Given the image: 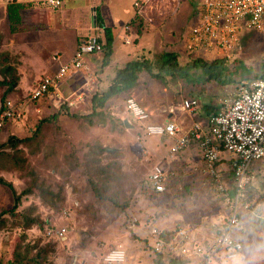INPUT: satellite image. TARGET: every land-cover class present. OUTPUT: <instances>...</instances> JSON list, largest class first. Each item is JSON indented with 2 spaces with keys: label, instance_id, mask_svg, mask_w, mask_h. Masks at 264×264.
<instances>
[{
  "label": "rangeland",
  "instance_id": "obj_1",
  "mask_svg": "<svg viewBox=\"0 0 264 264\" xmlns=\"http://www.w3.org/2000/svg\"><path fill=\"white\" fill-rule=\"evenodd\" d=\"M193 1L183 0L179 10L172 15H154L150 25H144L140 30L141 36H135L137 38L133 37L130 43L125 44L130 49L134 44L138 47L128 59H152L154 54L163 50L178 52L181 65L195 58L184 51ZM101 2H108L110 11L115 8L119 13L118 0ZM3 3L0 0V4ZM53 20L54 17H26L23 13L18 24L11 29L9 18L2 11L0 69L12 65L25 83L30 81L31 73L36 75L42 70L44 73L46 67L43 65H28L30 57H26L29 61L24 58V51L18 46L23 38L28 40L25 44L27 51L37 52L38 41L49 40L57 34V30L46 26H50ZM123 21L124 18L119 24ZM237 46L226 58L228 69L237 67L240 60L258 73L264 63V29L246 30ZM201 55L206 60L213 58L212 54ZM118 57L119 54L115 56L117 60ZM51 61L54 67L48 66L47 70L55 72L57 64ZM99 61L100 58L94 59L96 67L90 71L67 74L56 89L38 99L28 98L31 87L16 88L5 95L6 101L21 103V117L8 122L0 130V144L10 135L31 138L14 147H0V177L9 181L16 193L30 189L21 198L17 211L35 219V222L26 228L23 218H14L7 213L1 216L3 210L12 206L13 196L7 186L0 184V219H4L0 225V264H13L9 260L15 247L25 249L26 246L35 250L39 247L36 243L42 245L47 242L51 237L46 234L47 225L53 226L54 230L65 229L63 238L53 236L59 240L54 243L55 250L50 256L52 264H68L73 259L82 264H106L102 257L113 248L126 252V260L120 264H154L156 254L151 249L154 244L151 227L170 231L186 223L194 227L202 222L212 231L211 224L215 218L227 214L217 191L196 170L180 172L176 176L165 170L161 161L166 158L167 141L160 136L145 135L143 125L126 111L124 102L128 95L133 96L152 113L153 122L161 121L169 104L175 105V111L181 110L180 103L191 94L197 96L198 106L194 111L202 110L204 103L207 107L222 105L235 92L236 83L207 80V72L200 69H191L187 75L166 76L165 83L141 72L134 93L129 91L108 99L101 108L103 114L100 118L93 117L90 124L83 115L91 111V96L95 91L106 88L108 78L114 72L112 67L116 65L113 63L110 69L102 72L103 69L97 65ZM120 65L118 63L117 66ZM3 77L4 74L0 73V79ZM2 89L0 87V95ZM194 111L184 113L194 115ZM52 115L56 116L54 120ZM46 117L50 119L42 122L35 132L40 119ZM124 119L130 126L124 124L123 128H118L114 125ZM222 162L221 172L231 179L227 159ZM156 164L163 167L169 178L167 190L161 194H156L146 185L151 168ZM249 173L252 175L250 183L257 192L254 204L244 196L247 208L240 207L239 227L247 238L240 256L246 264H261L259 260L264 261V257L260 256V251L264 248L258 244L264 235L260 217L264 215V198L258 196L264 195V158L254 162ZM211 216L213 220L208 219ZM132 217L138 219L135 226H131ZM253 232L256 233L252 235ZM171 261L178 264L176 260ZM218 264H223V261H218Z\"/></svg>",
  "mask_w": 264,
  "mask_h": 264
},
{
  "label": "built area",
  "instance_id": "obj_2",
  "mask_svg": "<svg viewBox=\"0 0 264 264\" xmlns=\"http://www.w3.org/2000/svg\"><path fill=\"white\" fill-rule=\"evenodd\" d=\"M16 3L24 0H3ZM45 7L57 9L62 0H37ZM183 0H134V17L123 25L124 32H132L137 19L150 25L153 16L166 17L179 10ZM191 21L187 28L184 51L186 54L202 57L212 54L215 57L229 58L240 43L246 30L264 29V0H194ZM130 42L127 34L123 38ZM102 51L97 34L83 38L70 59L59 64L52 74L44 75L29 93V99H38L48 94L71 71L84 67V59L89 53ZM212 59V58H211ZM125 109L131 117L143 125L147 136L173 138L168 155L173 157L194 143L199 151L200 164L194 170L217 191L226 207L227 214L212 224L214 238L207 244L195 240L190 231L179 226L167 233L153 227L150 234L154 237L153 252L178 264H218L240 256L243 243L235 238L233 231L240 224V207L247 208L245 193L252 179L251 165L264 158V79L258 78L238 85L235 92L226 98L220 110L208 115L204 122L194 121L183 130L175 121L149 122L150 113L133 96L125 99ZM21 103L5 101L0 110V129L6 123L21 117ZM198 106L196 98H185L181 108L193 112ZM232 171V178L221 172L223 159ZM168 177L163 167L156 164L148 175V186L156 193L167 190ZM225 179L227 184L225 183ZM264 224V215H260ZM133 217L131 226L135 225ZM65 229H48L47 234L64 237ZM264 248V235L262 239ZM125 251L113 248L107 251L102 260L106 264H118L125 260ZM68 264H82L76 259Z\"/></svg>",
  "mask_w": 264,
  "mask_h": 264
},
{
  "label": "crops",
  "instance_id": "obj_3",
  "mask_svg": "<svg viewBox=\"0 0 264 264\" xmlns=\"http://www.w3.org/2000/svg\"><path fill=\"white\" fill-rule=\"evenodd\" d=\"M133 1L134 0H118L119 4H117L116 6L120 5V6H118L119 13H116L115 8L112 11H110L109 3L108 2L102 3L101 0H62L61 6L57 9H51V8L45 7L43 4L39 3L37 0H24L21 2H16V3L22 4V6H20V8L18 9L19 17H23V13L26 14V17H54V20L49 23L50 26H48V25H46V26L50 30H57V34L49 40L47 38H45L46 41L45 40L38 41L39 42L38 43L39 48L37 49V52L35 50V52H36V53L34 52L35 54L27 51V47L25 46V44L28 43V40H26V39L24 40L23 38L20 39L18 48H20V50L24 51V53L22 51L20 52L21 54L23 53L24 58L30 57L29 59L31 61H29L26 58L30 62V64H28V65H30V66L35 65L36 67L39 65H43V67H46V71H44V73H43V70L41 69L42 71H40V73H38L39 71H37L36 75H35V72L31 73L32 77H30V81L27 83H25L22 80V75H21L19 77L20 81H18L19 84L17 83L14 90H16V88L22 90L23 88H27V87L30 88L31 87V90H30V92H31L32 89L35 88V86L37 85L39 80L44 75L52 74L54 72V70H52V71L47 70L48 66H50L51 69L54 67V63L51 60L55 61V63L57 64V67H58L59 64L63 63L64 61H66V60L70 59V57H72V55H73V53L77 47V44L83 38H85L87 35L93 34L95 32L98 34H101L102 28L98 27L96 24L97 15L102 18L103 27L104 26L109 27L111 30V34H112V53H111L110 61L103 67H101V65H100L101 61H99V64H97V65L101 69H103L102 72H105L104 70L110 69L113 66L112 65L113 63H116V65L112 67V70L114 69L113 70L114 72H115L117 67H122L126 62L130 61V59H128V57H129V55H131V52L134 50L136 51V49L138 48V47H136V44H134V47L131 49L125 47V44L126 45L128 44V43H125L123 41L125 34L128 35L130 40L133 37L137 38V37H139V35L141 33L140 30H142V27L144 26V24L141 26L140 30H138L139 32H136L137 28L135 29V26L133 27L132 32H124L123 31V25L127 21H130L134 17V10L132 8V2ZM3 4H0V13L3 11L6 13V17H9L7 9H6V5L8 3H3ZM123 18H124L123 23L119 24V21L122 20ZM134 30L136 33L134 32ZM143 34H142V36H143ZM135 36H137V37H135ZM52 51H54V52L52 55H50ZM25 52H26V54H25ZM55 54H57V55H55ZM117 54H119L118 60H117V58H115V56ZM101 56H102V52L87 54L85 59H84V67L78 71H71L69 73H71V75H72V74H75V72H79V71H90L91 68L96 67V65H95L96 62H94V59L100 58V60H101ZM138 58L139 57H134V59H138ZM114 59H115V62H114ZM118 63H121V65L117 66ZM114 72H113V74H114ZM110 78H108V79H110ZM60 82H62V81H60ZM57 85H56V87H52L51 90L54 88L56 89ZM135 88H136V86L130 90V93H134ZM103 90H105V89H103ZM103 90H98V91H95L94 93L100 92ZM186 96H188V95H186ZM190 97L195 98L197 96L194 94H191L187 98H190ZM181 103H180V106H181ZM200 106H201V104H200ZM221 106L222 105L217 107L216 105L214 106L213 104H211L209 106V107H211V109H210L204 103L202 105V110L199 111V108H198L196 111H194V113H195L194 115H191V114L188 115V114L184 113L185 111L183 109L175 111V109H173L175 107V105L169 104L166 115L164 116L165 118H163V120H161V121H154V122L161 123V122H165V121H175L178 125H180V127L183 130H185L194 121L204 122L207 119L208 115H210L213 112L220 110ZM149 118H150L149 120L151 122H153L151 120L152 113H150ZM152 137H159V136H152ZM160 138L165 139L167 141V147L165 149L166 153L164 156H166V158L168 156L169 158H167V159L164 158L161 161L163 163L165 170H167V172H169L175 176L177 175V173H178V175H180L179 174L180 172H183V173L190 172L191 173L192 169L200 164L199 151H198L197 146L194 143H191L188 147H186L184 150L180 151L179 153L174 155V157L171 158L168 155V148L172 144L174 139L171 137H160ZM220 167L223 168V162L220 164ZM151 170H152V168H151ZM197 173H200V172L197 171ZM199 175L204 177L201 174H199ZM205 178L206 177H204V179ZM151 191H153V190L151 189ZM156 194H159V193H156ZM217 213H219V212H217ZM213 216L209 217L208 219L212 218L211 220H213L214 219ZM137 221H138V219H137ZM137 221L135 222V225L138 224ZM217 221H218V217L215 218V221L212 222V224L217 223ZM183 226L187 227L188 230L190 229L189 231L192 234L193 238L199 242H203V243L207 244L214 238L213 231H211L209 229L208 225L205 228V226L202 225V222L199 225L196 223L194 227L193 226L191 227L187 223L185 225L183 224ZM153 227H155V226H153ZM153 227H151V228H153ZM261 228H262V230L264 229V224ZM257 230H259V228ZM255 233L256 232H253L252 235ZM233 235L235 236V238L239 239L244 245V242L247 238H246L245 232L240 231L239 226L234 229ZM258 245H262V242L259 243ZM242 254H243V251H242ZM260 256L264 257V251H260ZM125 260H126V257H125ZM125 260L123 262H125ZM165 260H167V259H165ZM259 263L264 264V261L259 260ZM118 264H120V263H118Z\"/></svg>",
  "mask_w": 264,
  "mask_h": 264
},
{
  "label": "trees",
  "instance_id": "obj_4",
  "mask_svg": "<svg viewBox=\"0 0 264 264\" xmlns=\"http://www.w3.org/2000/svg\"><path fill=\"white\" fill-rule=\"evenodd\" d=\"M22 6L21 3H8L6 5V9L8 12V18L10 21V28L13 29L14 26L19 22L20 17L18 15V9ZM96 24L101 29V34H97V39L101 43L102 46V56H101V67L105 66L109 61L112 53V34L109 27H103L102 18L97 15L96 17ZM142 19L138 18L136 23L134 24L135 29L137 28L136 32L140 30L141 26L143 25ZM147 25V24H144ZM99 28V29H100ZM135 32V33H136ZM228 59L225 57H215L210 60L203 59L202 57H195L191 58L189 61L186 62L185 65H181L178 61V52L173 50H163L156 54L152 59L142 58V59H133L126 62L122 67H117L113 76L109 79L107 87L105 90L96 92L91 96V111L84 116L85 119L91 124L93 122V117H99L103 114L101 108L105 105L106 101L110 98H113L121 93H128L132 88L137 86L139 81V76L141 72L147 73L150 77L154 78L155 80L160 81L161 83H165L166 76L175 77L176 75H181L189 72V70L200 69L207 72L205 79H216L219 80L221 83H236V85H241L244 83H248L251 80L262 78L264 79V63L261 65V70L257 73L254 72L252 69L248 68L242 61L239 60L238 66L229 70L228 67ZM0 73L4 74V77L0 79V87H2V93L0 95L1 106L0 110L3 108L5 103V95L8 92H11L16 87L19 77L16 71V68L12 65H6L2 69H0ZM9 74V75H7ZM77 117L78 115H74ZM55 115H52V120L55 119ZM50 117H46L40 119L35 132H37L38 127L42 122L49 120ZM7 124V123H6ZM118 128H123L124 125L123 120H119L118 123L114 124ZM1 130V129H0ZM36 134V133H35ZM30 137L24 138H16L10 135L6 141L0 144V147H4L7 145L16 146L19 142H24ZM232 175V171H231ZM90 182L91 179H89ZM0 184L7 186L11 194L13 196V204L10 208L5 209L2 211L1 216L4 214H9L14 218H23L25 219V227L28 228L31 224L35 222V219L29 218L26 214H20L17 211V208L20 204L21 198L24 194L30 192V189L26 188L23 191L16 193L14 190L13 185L9 182L0 177ZM93 185V183L91 184ZM147 187L151 190L148 186V178L146 180ZM96 190V189H95ZM256 187L249 183L246 188L245 198L250 200L253 204L255 203V191ZM160 194V193H159ZM259 198H264V195L258 196ZM117 206V203L115 204ZM124 207V204H123ZM4 219H0V225H2ZM48 229H53V226L47 225L45 227L46 234ZM167 233V230L162 229ZM49 235V234H48ZM50 239L44 244L36 243L39 247L35 250L29 249L25 246V249L21 247H15L13 253H11V260L13 264H52L50 260V256L54 252V243L59 240V238H55L50 235ZM153 250V248H151ZM125 251V250H124ZM155 253V252H154ZM154 256V264H172L171 260L162 259L161 254H157ZM126 255V253H125Z\"/></svg>",
  "mask_w": 264,
  "mask_h": 264
},
{
  "label": "clouds",
  "instance_id": "obj_5",
  "mask_svg": "<svg viewBox=\"0 0 264 264\" xmlns=\"http://www.w3.org/2000/svg\"><path fill=\"white\" fill-rule=\"evenodd\" d=\"M223 264H246L241 256H233L230 260H224Z\"/></svg>",
  "mask_w": 264,
  "mask_h": 264
},
{
  "label": "water",
  "instance_id": "obj_6",
  "mask_svg": "<svg viewBox=\"0 0 264 264\" xmlns=\"http://www.w3.org/2000/svg\"><path fill=\"white\" fill-rule=\"evenodd\" d=\"M123 122H124L125 126H130V124H128L127 119H124ZM107 150H113V149H109V148H107Z\"/></svg>",
  "mask_w": 264,
  "mask_h": 264
}]
</instances>
